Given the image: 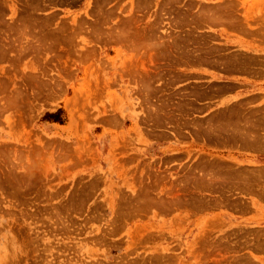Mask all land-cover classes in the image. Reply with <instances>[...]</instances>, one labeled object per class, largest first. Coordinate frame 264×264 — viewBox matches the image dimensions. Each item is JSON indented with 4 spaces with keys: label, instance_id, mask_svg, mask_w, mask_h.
Wrapping results in <instances>:
<instances>
[{
    "label": "rangeland",
    "instance_id": "obj_1",
    "mask_svg": "<svg viewBox=\"0 0 264 264\" xmlns=\"http://www.w3.org/2000/svg\"><path fill=\"white\" fill-rule=\"evenodd\" d=\"M0 43V264H264V0H0Z\"/></svg>",
    "mask_w": 264,
    "mask_h": 264
},
{
    "label": "bare ground",
    "instance_id": "obj_2",
    "mask_svg": "<svg viewBox=\"0 0 264 264\" xmlns=\"http://www.w3.org/2000/svg\"><path fill=\"white\" fill-rule=\"evenodd\" d=\"M107 2V1H106ZM41 5H43V3L41 4ZM144 5V4H143ZM36 6V5H35ZM212 7V6H211ZM214 7V6H213ZM219 7H221V6H219ZM224 7V6H223ZM144 8V7H143ZM208 8V7H207ZM228 8V7H227ZM189 9V8H188ZM191 9V8H190ZM223 9H225V8H223ZM99 10V9H98ZM101 10V9H100ZM212 10V9H211ZM228 10V9H227ZM32 11H34V10H32ZM218 11V10H217ZM221 11V10H220ZM98 12V11H97ZM223 13V12H222ZM96 14V13H95ZM166 14V13H165ZM219 14V13H218ZM101 15V14H100ZM114 15V14H113ZM210 15H212V14H210ZM216 15V14H215ZM221 15V14H220ZM226 15V14H225ZM229 15V14H228ZM108 16V15H107ZM227 16V15H226ZM34 17V16H33ZM221 17V16H220ZM30 18V17H29ZM204 18V17H203ZM210 18V17H209ZM208 19V18H207ZM211 19V18H210ZM218 19V18H217ZM228 19V18H227ZM233 19V18H232ZM22 20V19H21ZM106 20V19H105ZM23 21V20H22ZM130 21V20H129ZM210 21V20H209ZM216 20H214V22H215ZM29 22V21H28ZM132 22H133V20H132ZM135 22V21H134ZM176 22V21H175ZM211 22V21H210ZM217 22V21H216ZM230 22H231V19H230ZM230 22H228V23H230ZM24 23V22H23ZM33 23V22H32ZM136 23V22H135ZM150 23V22H149ZM172 23V22H171ZM9 24V23H8ZM41 24V23H40ZM46 24V23H45ZM212 24V23H211ZM218 24V23H217ZM231 24H232V22H231ZM22 26H23V24H21ZM30 25V24H29ZM227 25V24H226ZM46 26V25H45ZM44 26V27H45ZM134 26H137V24L136 25H134ZM133 26V27H134ZM11 27V26H10ZM95 27V26H94ZM138 27V26H137ZM136 27V28H137ZM230 27V26H229ZM18 28V27H17ZM35 28H37V27H35ZM48 28H49V26H48ZM47 28V29H48ZM57 28H58V26H57ZM139 28H141V27H139ZM144 28V27H143ZM151 28V27H150ZM156 28V27H155ZM22 29H25L24 27L22 28ZM21 28H18V29H16V31L17 30H19V31H17V32H20V30H22ZM55 29V28H54ZM60 29V28H59ZM134 29V28H133ZM2 30V29H1ZM27 30V29H26ZM61 30H63V29H61ZM136 30V29H135ZM151 30V29H150ZM10 31V30H9ZM23 31V30H22ZM54 31V30H53ZM152 31V30H151ZM37 32H39V31H37ZM139 32V31H138ZM137 32V34H139ZM5 33V32H4ZM21 33V32H20ZM64 33V32H63ZM86 33V32H85ZM136 33V32H135ZM142 33H144V32H142ZM150 33V32H149ZM22 34V33H21ZM23 34H25L24 32H23ZM32 34V33H31ZM62 34V33H61ZM147 33L145 32V34L144 35H146ZM41 35H43V33H41ZM118 35H120V33H118ZM136 35V34H135ZM148 35V34H147ZM38 36H39V34H38ZM38 36H37V38H38ZM45 36L46 35H44V37L43 38H45ZM117 36V35H116ZM51 37V36H50ZM59 37V36H58ZM62 37V36H61ZM72 37V36H71ZM132 37H135V36H132L131 35V38ZM139 37H141V36H139ZM142 37H143V35H142ZM154 37V36H153ZM163 37V36H162ZM36 38V37H35ZM41 36L39 37V39L37 40L38 42L41 40ZM66 38H67V36H66ZM136 38H138V36H136ZM56 39V38H55ZM121 39V38H120ZM134 39V38H133ZM139 40H140V38H138ZM142 39V38H141ZM145 39V38H144ZM143 39V40H144ZM148 39V38H147ZM155 39V38H154ZM4 40V39H3ZM13 40V39H12ZM32 40V39H31ZM136 40V39H135ZM142 40V41H143ZM152 40H153V38H152ZM151 40V41H152ZM34 41V40H33ZM44 41V40H43ZM144 41H147L148 42V40H144ZM154 41V40H153ZM5 42H7V40L5 41ZM14 42V41H13ZM41 42V41H40ZM59 42V41H58ZM126 42V41H125ZM150 42V41H149ZM156 42V41H155ZM8 43V42H7ZM18 43H19V41H18ZM44 43V42H43ZM143 43V42H142ZM1 44V43H0ZM145 44V43H144ZM198 44V43H197ZM13 45H14V43H13ZM46 45V44H45ZM142 45V44H141ZM1 46V45H0ZM5 46V45H4ZM4 46H1L2 47V50H4L5 48H3ZM157 46V45H156ZM193 46V45H192ZM6 47H8V45L6 46ZM20 47V46H19ZM38 47V46H37ZM136 47V46H135ZM153 47H155V46H153ZM147 48V47H146ZM184 48V47H183ZM149 49V48H148ZM1 50V49H0ZM158 50V49H157ZM22 51V50H21ZM186 51V50H185ZM157 53V52H156ZM185 53V52H184ZM205 53V52H204ZM154 54V53H153ZM159 55V54H158ZM161 55H164L163 53L162 54H160V56H157V57H161ZM150 56V55H149ZM153 56V55H152ZM165 56V55H164ZM163 56V57H164ZM166 58L168 57L167 55L165 56ZM188 57V56H187ZM149 58V57H148ZM179 58V57H178ZM153 58L151 57V59L149 60V63H151L152 64V62L154 61V60H152ZM157 59V58H156ZM164 59V58H163ZM183 60V59H182ZM219 62H222V61H219ZM218 63V62H217ZM144 70V69H143ZM159 70V69H158ZM135 71V70H134ZM147 71V72H146ZM149 71H151V70H149ZM184 71V70H183ZM153 72V71H152ZM151 72V73H152ZM32 73V72H31ZM40 73V72H39ZM143 74V76H147V77H149V75H151V73H149L148 72V70H144L143 72H142ZM141 74V73H140ZM139 75V74H138ZM153 77H155V76H153ZM152 78V77H151ZM151 78H149V79H151ZM144 78H142V76H141V80H143ZM159 79V78H158ZM146 80H147V78H146ZM144 82H142V83H145V80H143ZM150 81V80H149ZM148 81V82H149ZM35 82V81H34ZM148 82H146V83H148ZM145 83V84H146ZM148 85H149V83H148ZM145 86V85H144ZM144 88H148V87H144ZM149 90V89H148ZM153 112H155V111H153ZM155 114V113H154ZM158 115V114H157ZM211 122V121H210ZM248 123V122H247ZM246 125V124H245ZM247 126V125H246ZM245 126V127H246ZM253 126V125H252ZM254 127V126H253ZM246 128H248V126L246 127ZM246 128H244L243 130H237L236 132H232V134L233 135H231V137H232V139H234V140H239V141H251V142H255L256 141V136H254L253 134H252V136H251V133L252 132H248V129H246ZM250 130H252V129H250ZM264 191V190H263ZM143 193V192H142ZM146 193V192H145ZM167 195V194H166ZM168 196V195H167ZM177 198V197H176ZM144 199V198H143ZM138 201V200H137ZM169 203V202H168ZM175 203V202H174Z\"/></svg>",
    "mask_w": 264,
    "mask_h": 264
}]
</instances>
